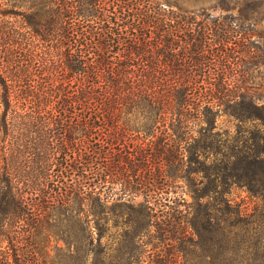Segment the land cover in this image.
<instances>
[{
  "label": "trees",
  "instance_id": "obj_1",
  "mask_svg": "<svg viewBox=\"0 0 264 264\" xmlns=\"http://www.w3.org/2000/svg\"><path fill=\"white\" fill-rule=\"evenodd\" d=\"M25 1L0 3V264H85L109 214L179 225L166 194L183 171L202 173L194 203L215 195L210 264H243L228 230L240 212L222 194L264 197V83L249 82L264 65V0H243L259 17L235 26L186 0ZM222 115L236 121L225 136ZM135 189L156 196L134 206ZM185 224L201 237L204 224Z\"/></svg>",
  "mask_w": 264,
  "mask_h": 264
},
{
  "label": "rangeland",
  "instance_id": "obj_2",
  "mask_svg": "<svg viewBox=\"0 0 264 264\" xmlns=\"http://www.w3.org/2000/svg\"><path fill=\"white\" fill-rule=\"evenodd\" d=\"M154 1L156 3H168L166 0ZM0 3H26V1L0 0ZM182 3L186 9L205 8L214 16L232 13L238 18L232 26H235V23L247 25L259 17L242 15L241 9L245 3L243 0H186ZM2 7H6V5H2ZM256 22V29H264V19L261 18ZM250 79L249 82L253 85L264 83V65L255 67ZM217 122L222 136H225V131L230 132L235 129L236 121L229 116L222 115ZM182 154L184 155L183 161H185L187 155L185 152ZM182 174L183 177L178 179L176 185L168 190L171 193L166 194L170 198H166V201L174 199L177 209L181 211L179 225L163 226V230H161L156 226L147 228L139 224V221H135L131 226H127L124 221L131 216L125 215L119 218L109 214L110 220L102 221L99 229L102 237L100 246L95 243L98 251L91 254L85 264H110V262L123 264L125 260H128L130 264H210L213 232L206 221L209 203L215 201V195L203 190L207 196L201 199L200 204L194 203L195 193L201 191L198 189L202 185L199 183L203 179L202 173L183 171ZM206 182L208 183V178L204 177V183ZM130 195L134 197V206H137L144 199L154 198L156 192L135 189ZM222 197L229 199L234 208L240 212L238 215H232L229 218V222L232 224L228 227L231 257L237 261H242L243 264H264V197L255 195L247 191L245 187L238 185L230 186L227 193L222 194ZM186 205L190 206L187 207ZM84 215L85 211L83 210L80 213V218L82 219ZM168 216V213L163 216L166 222H170ZM192 217L196 218L200 224H204V229H201V237H198L189 224H185L186 219L190 220ZM81 227V223L73 219L68 230L71 233H79ZM137 230L141 232H137ZM183 230L185 232L182 234ZM200 239L204 243L203 248L197 246L196 241ZM51 245V254L54 256L56 252H60L58 249L55 251L54 247H62L63 243L52 241ZM62 249L64 248L62 247ZM77 255L78 253L76 255L74 253L71 257L73 259L70 261L76 262L79 257Z\"/></svg>",
  "mask_w": 264,
  "mask_h": 264
}]
</instances>
